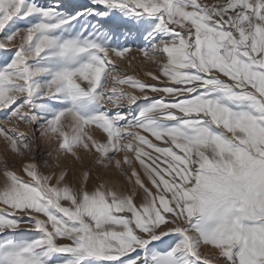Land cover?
Listing matches in <instances>:
<instances>
[{
	"label": "snow or ice",
	"instance_id": "1",
	"mask_svg": "<svg viewBox=\"0 0 264 264\" xmlns=\"http://www.w3.org/2000/svg\"><path fill=\"white\" fill-rule=\"evenodd\" d=\"M0 34V264H264V0H0Z\"/></svg>",
	"mask_w": 264,
	"mask_h": 264
},
{
	"label": "rangeland",
	"instance_id": "2",
	"mask_svg": "<svg viewBox=\"0 0 264 264\" xmlns=\"http://www.w3.org/2000/svg\"><path fill=\"white\" fill-rule=\"evenodd\" d=\"M39 3L42 4H50L52 3V0H38ZM62 4L68 5L69 8L73 7H79L83 5H87L89 3V0H60ZM202 2L207 3L209 5L215 4L217 0H202ZM123 29H119L116 32V36L119 40V44L121 47L123 46H131V51L129 53L125 54L124 58H117L115 56L112 57L114 62L117 64L120 71H118L117 75L125 76V75H131L135 78H138L140 80L145 81L146 83L155 84L156 81H153L148 75V72L159 74L158 72V65L156 63H153L151 59H147L144 57L143 53L139 51V47L141 45L139 43H134L131 39H125V36L120 35V32H122ZM3 34H0V38H2ZM126 35V33H125ZM20 37H17L15 41H13V45L19 44ZM12 47V45H10ZM22 131L30 134V128L29 127H22ZM95 135L99 136L100 133H94ZM58 147V142H56L54 139L50 142L48 139L41 137L39 140L38 146L35 147V163L43 165L45 160L49 161V164L51 165L54 163V157L56 156V148ZM7 145L2 137H0V160L7 161L8 167L10 170L16 171L18 175H23L21 172V166L23 164V161L20 160L19 157L14 156L12 153L6 150ZM47 151H52L53 156L49 157L46 155ZM119 158V157H118ZM70 157H62L60 161V165L63 166L67 160H69ZM4 164L3 162H0V188L3 187L4 182ZM62 170V167H58L55 169L57 173H59ZM76 172L80 174V178L82 180V173L83 169L79 168V165H74V169ZM137 170L140 171L139 166L137 165ZM43 171L47 174L53 169L50 167L48 169H43ZM130 171V170H129ZM113 176H118V173H115V170H113L112 173ZM142 178L143 173L141 172ZM93 176H95V169H93ZM147 183V181L145 180ZM95 183V181H93ZM133 185H129L126 180H123L121 178L120 181V187L118 188L119 191H125V189H131ZM89 190H91V184H89ZM202 251L208 255L209 259L216 260L223 264L221 259H217V253L215 249H210L209 246H205ZM214 251V252H213ZM213 252V253H212ZM212 254V255H211ZM214 255V256H213ZM213 256V257H212ZM218 264V263H213Z\"/></svg>",
	"mask_w": 264,
	"mask_h": 264
},
{
	"label": "bare ground",
	"instance_id": "3",
	"mask_svg": "<svg viewBox=\"0 0 264 264\" xmlns=\"http://www.w3.org/2000/svg\"><path fill=\"white\" fill-rule=\"evenodd\" d=\"M213 252H214V251H213ZM213 252H212V253H213ZM211 255H212V254H211ZM213 256H214V255H213ZM213 256H212V257H213ZM212 262H213V263L222 264V263H220V262H218V261H216V260H215V261H214V260H212Z\"/></svg>",
	"mask_w": 264,
	"mask_h": 264
}]
</instances>
